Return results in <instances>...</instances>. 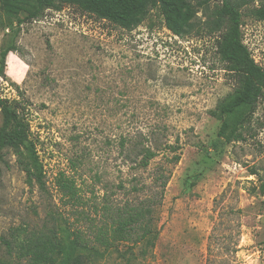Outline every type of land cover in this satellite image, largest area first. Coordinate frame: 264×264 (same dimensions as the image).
<instances>
[{
	"label": "rangeland",
	"instance_id": "rangeland-1",
	"mask_svg": "<svg viewBox=\"0 0 264 264\" xmlns=\"http://www.w3.org/2000/svg\"><path fill=\"white\" fill-rule=\"evenodd\" d=\"M245 1L243 40L264 66V21L251 14L264 0ZM221 3L213 1L210 11ZM207 19L201 11L196 30L178 36L155 9L128 29L65 4L17 26L0 4V55L18 47L7 56L0 95L22 103L46 182L45 190L30 188L12 152L0 160V264H31L15 251V239L58 226L69 234L84 224L81 210L95 214L106 198H145L148 189L127 190L150 186L162 164L172 175L156 234L119 244L93 264H264V196L257 189L264 98L246 139L217 136L220 119L211 112L238 82ZM138 143L159 148L148 167L136 162ZM170 144L180 148L176 165L166 162ZM63 172L76 179L81 203L59 192Z\"/></svg>",
	"mask_w": 264,
	"mask_h": 264
},
{
	"label": "trees",
	"instance_id": "trees-1",
	"mask_svg": "<svg viewBox=\"0 0 264 264\" xmlns=\"http://www.w3.org/2000/svg\"><path fill=\"white\" fill-rule=\"evenodd\" d=\"M216 0H0L1 8L12 25H22L44 16L49 9L61 10L65 4L79 7L83 11L112 21L124 28L132 29L142 24L152 10H158L165 24L174 34L186 36L196 30V19L205 11L208 19L206 30L218 38V53L226 63L238 86L211 113L220 119L217 136L227 143L243 141L251 133L254 115L259 101L264 98V66L260 65L243 40V10L245 0H222L210 11ZM209 12V13H208ZM251 14L264 21V5L253 8ZM12 44L1 51L0 78L7 76V56L16 52ZM0 160L6 152L16 156L17 164L27 176L30 188L46 189L45 169L33 138L31 125L22 103L0 95ZM121 145L125 149L126 140ZM142 146V147H140ZM172 155L166 162L176 165L181 160L178 145L170 144ZM141 158L137 164L148 167L159 152L152 144L138 143L133 147ZM130 153L127 157H130ZM160 165L155 171L150 186L134 184L128 193L148 189L150 194L143 199H128L115 203L110 198L95 214L81 210L82 226L65 233L62 227H51L18 241L14 247L20 258L31 264H93L119 244L139 243L155 235L166 189L172 170ZM252 174H258L252 170ZM258 191L264 196V179L258 177ZM122 189L126 186L120 184ZM57 188L67 203L83 201L76 179L66 172L57 180ZM256 189V188H255ZM9 244V242H7Z\"/></svg>",
	"mask_w": 264,
	"mask_h": 264
}]
</instances>
